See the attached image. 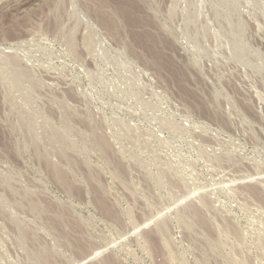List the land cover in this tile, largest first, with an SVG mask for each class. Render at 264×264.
<instances>
[{
    "label": "rangeland",
    "instance_id": "1",
    "mask_svg": "<svg viewBox=\"0 0 264 264\" xmlns=\"http://www.w3.org/2000/svg\"><path fill=\"white\" fill-rule=\"evenodd\" d=\"M0 264H264V0H0Z\"/></svg>",
    "mask_w": 264,
    "mask_h": 264
}]
</instances>
